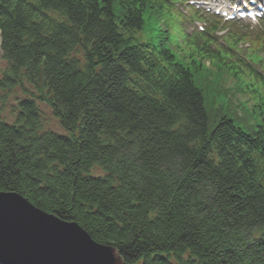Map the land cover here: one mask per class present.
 <instances>
[{"label":"trees","instance_id":"obj_1","mask_svg":"<svg viewBox=\"0 0 264 264\" xmlns=\"http://www.w3.org/2000/svg\"><path fill=\"white\" fill-rule=\"evenodd\" d=\"M161 2L0 0V192L123 264H264V121L210 118L192 72L207 58L236 75L228 51L192 41L191 69L137 41Z\"/></svg>","mask_w":264,"mask_h":264},{"label":"water","instance_id":"obj_2","mask_svg":"<svg viewBox=\"0 0 264 264\" xmlns=\"http://www.w3.org/2000/svg\"><path fill=\"white\" fill-rule=\"evenodd\" d=\"M0 192V259L16 264H122L115 249L94 242L75 223L64 222L18 197ZM22 238L12 239L13 234ZM32 239L27 246L25 240Z\"/></svg>","mask_w":264,"mask_h":264},{"label":"rangeland","instance_id":"obj_3","mask_svg":"<svg viewBox=\"0 0 264 264\" xmlns=\"http://www.w3.org/2000/svg\"><path fill=\"white\" fill-rule=\"evenodd\" d=\"M175 16L176 15L173 13H158V14L154 15L153 19H151V20L147 19L146 24H145V28H144L143 32L139 35V41L146 42V41L152 40L154 42H157L158 40H160L166 47L172 48L171 44L173 42V36L176 34V31H177V25H176L175 21L173 20V18H175ZM183 26L187 31L190 29V26L187 22H184ZM174 55L176 56V58L178 60H180L182 62V60L180 58L181 53H174ZM27 87L30 88L32 91H34L32 88L33 86L29 87L27 85ZM241 103H244V102L241 100ZM40 107H41L40 110H41L42 115L43 116L45 115V119L48 121L47 128L51 129L57 133H60V134L63 133L58 121L53 117L50 108L45 104H42ZM254 111H255L254 113H257L258 108H254ZM229 113L231 116L235 117L234 111H230ZM251 115H253V113ZM239 116L245 117L246 112L245 113L239 112ZM259 121H260V117L256 116V115L251 120V122H259ZM91 172L94 173L95 175L101 174L100 169L95 170V168H94ZM49 215H52V214H49ZM70 223H74V222H70ZM76 225L80 229H82L78 224H76ZM94 242H96V241H94ZM98 244L104 245L102 243H98ZM110 247H112V246H110ZM122 263H123V261H122ZM0 264H2L1 259H0Z\"/></svg>","mask_w":264,"mask_h":264},{"label":"bare ground","instance_id":"obj_4","mask_svg":"<svg viewBox=\"0 0 264 264\" xmlns=\"http://www.w3.org/2000/svg\"><path fill=\"white\" fill-rule=\"evenodd\" d=\"M28 85V84H27ZM45 88L47 89V85L45 86ZM35 100V103H36V105L38 106V107H40L42 104H45V102L43 101V100H41V99H34ZM46 105V104H45ZM41 108V107H40ZM16 194V193H15ZM21 198H24L23 196H21V195H19ZM18 196V197H19ZM26 201H27V199L26 198H24ZM40 210V209H39ZM85 231V230H84ZM20 238H22L21 236H20V234H17V233H15V234H13V236H12V239L13 240H17V239H20ZM27 241H29L28 243H27V246H32L34 243H33V240L32 239H28V240H25L24 241V243L25 242H27ZM115 251H116V253L119 255V257L121 258V256H120V254H119V252L115 249ZM122 260V259H121ZM2 262V264H16V263H14V262H9V261H1Z\"/></svg>","mask_w":264,"mask_h":264}]
</instances>
